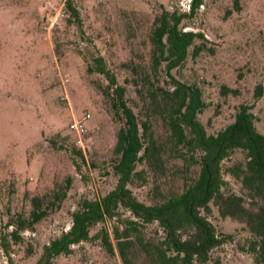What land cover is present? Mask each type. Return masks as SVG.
I'll return each instance as SVG.
<instances>
[{
	"label": "rangeland",
	"instance_id": "1",
	"mask_svg": "<svg viewBox=\"0 0 264 264\" xmlns=\"http://www.w3.org/2000/svg\"><path fill=\"white\" fill-rule=\"evenodd\" d=\"M190 1L72 0L79 15L71 19L66 0H0V236L15 227L11 219L18 213L29 214L34 194L65 186L72 177L61 206L21 230L22 238L12 244L13 264H35L43 246L70 226L79 200L101 197L117 182L111 163L120 123L98 88L103 74L90 70L89 64L103 55L122 82V62L134 49L146 52L142 41L149 20L163 6L189 10ZM183 25L203 31L213 47L197 56L190 51L173 69L179 78L203 89L207 105L200 118L208 130L228 124L245 101L255 103L256 123L264 131V92L254 97L256 86H264V0H204ZM222 84L237 92L222 93ZM127 96L136 99L133 87ZM86 111L91 117L84 151L71 124ZM155 126L157 135L164 136L161 122L155 121ZM243 158L238 151L226 163ZM167 160L164 185L181 187L183 174L177 167H187L188 161L174 154ZM147 175L152 180L137 177L131 185L149 201L153 179L160 174ZM209 218L228 236L211 259L195 264H216V259L221 264H259L248 250L243 221L221 215L215 205ZM104 224L111 226L109 220L96 223L92 234ZM73 247L71 253L58 255L56 264H124L118 250L109 252L98 237ZM8 261L0 241V262Z\"/></svg>",
	"mask_w": 264,
	"mask_h": 264
},
{
	"label": "trees",
	"instance_id": "2",
	"mask_svg": "<svg viewBox=\"0 0 264 264\" xmlns=\"http://www.w3.org/2000/svg\"><path fill=\"white\" fill-rule=\"evenodd\" d=\"M203 3L191 0L189 10L163 6L144 26L146 52L134 49L122 62V82L103 55H96L89 64L90 70L103 74L98 88L120 123L111 163L117 182L101 197L81 198L71 212L70 226L43 246L35 264H56L58 255L71 253L74 244L92 237H98L109 252L117 249L124 264L208 261L228 236L209 218L213 205L221 215L245 223L248 250L257 263L264 264V131L256 123L255 103L241 102L233 120L210 132L200 118L207 105L203 89L173 72L190 51L197 56L213 49L203 31L183 25ZM66 8L71 19L79 15L72 0H66ZM129 87L134 89V100L127 96ZM221 91L227 94L237 89L222 84ZM263 92L259 83L255 99ZM155 121L165 128L164 136L155 132ZM238 151L244 158L227 164ZM171 154L196 166L177 167L183 174L181 187L162 181ZM151 171L160 177L153 179L148 201L140 198L131 184L137 177L152 180L147 175ZM71 182L68 176L65 186L34 194L29 214L18 213L11 219L15 227L0 236L9 261L0 264H13L12 244L22 238L21 230L34 227L50 210L61 206ZM107 220L111 226L104 224L93 235L92 226ZM216 264L221 261L216 259Z\"/></svg>",
	"mask_w": 264,
	"mask_h": 264
},
{
	"label": "built area",
	"instance_id": "3",
	"mask_svg": "<svg viewBox=\"0 0 264 264\" xmlns=\"http://www.w3.org/2000/svg\"><path fill=\"white\" fill-rule=\"evenodd\" d=\"M90 117H91V112L86 111L82 116L78 118L75 117L71 124L72 128L76 131L78 136L77 143L84 151L86 150L84 135L88 130L87 121L90 119Z\"/></svg>",
	"mask_w": 264,
	"mask_h": 264
}]
</instances>
